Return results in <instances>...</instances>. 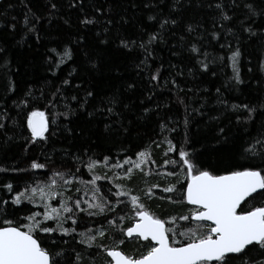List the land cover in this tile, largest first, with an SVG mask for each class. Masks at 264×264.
<instances>
[{
    "label": "trees",
    "instance_id": "obj_1",
    "mask_svg": "<svg viewBox=\"0 0 264 264\" xmlns=\"http://www.w3.org/2000/svg\"><path fill=\"white\" fill-rule=\"evenodd\" d=\"M26 2L38 16L45 15V0ZM72 2L77 7L70 8L69 0H57L60 8L57 17L51 23L42 20L38 25L39 43L31 36L27 43H18L24 32L21 21L25 9L20 0L0 1V48L5 50L0 58V123L7 126L5 132H0V169L7 170L0 171V198L8 201L7 205L0 204V217L6 216L19 225L27 223L24 217L31 212L42 214L45 209L42 205L37 206L38 202H22L13 206L11 199L26 185L36 187L47 184L54 172H60L64 176L63 180L57 177L61 187H57L56 191L63 193L69 206H74L77 199L81 200V208L87 211L75 212L78 224L72 236L61 238L59 232H54L50 235L38 233L37 238L44 247H50L52 240H57L54 251L65 250V264H73V261L75 264H107L109 258L106 252L97 248L96 244L109 248L118 245L119 250L134 256L146 251L145 241L128 238L121 231L136 219L132 196H137L139 203L150 213L168 221L166 226L176 228L177 234L196 226V222L179 218L193 208L183 200L186 184L184 168L179 160L180 147L189 152L197 167L214 174H224L241 165H261L257 153L264 151V144L257 141H264V108L261 107L264 101V69L261 68L264 40L258 36L249 38L239 29L238 20L243 17L237 11V19L229 27L235 26L241 39L238 44L235 39H229L232 46H238L242 52L244 83L224 88L226 80L232 76L230 67L209 64L216 71V76L197 71V59L205 60L202 53L207 52L208 59L225 54L220 48V43L224 42L223 34L218 37L220 43L210 35L214 29L212 17L215 13L206 6L196 7L197 0H192L191 6L181 12L172 13L179 24L163 33V43L157 41L151 46L153 55L146 66L140 65L144 56L138 44L147 39V34L155 33L159 28L157 20H149L148 16L157 13L168 15L171 0ZM202 2L206 5L207 0ZM224 2L228 3V0ZM254 2L258 8L264 7L260 0ZM81 3L83 11L79 6ZM146 3L150 5L148 8L144 7ZM97 8L101 9L99 13ZM12 17L16 20L13 21ZM85 17L96 18L99 23L85 27L80 23ZM108 20L111 24L106 23ZM12 23H15V29L10 27ZM188 24L195 28L191 34L186 31ZM262 25L264 20L257 17L254 31ZM216 30L220 31L219 28ZM181 37L184 39L181 40ZM121 38L136 41L137 46L132 50L123 48L120 46ZM101 40L106 42L101 43ZM193 45L200 49V54L190 51ZM64 46L74 49V59L65 61L53 74L49 67L48 50L55 48L59 52ZM189 69L193 71L189 72ZM70 71L73 72L71 77L68 76ZM152 74L157 75L156 81L150 80ZM64 79H69L70 84L63 85ZM173 79L178 87H173ZM57 87L62 95L56 98L54 109L48 108L46 105ZM217 88H221L227 108L218 102ZM86 91H92L93 96L86 97ZM73 96L81 103L85 100L87 103L81 108L72 99ZM113 97L118 102L110 105L113 113L109 114L106 111L109 105L105 101ZM179 98H183L184 104L178 102ZM21 101L30 105L25 112L34 107L48 115L50 129L55 130V135L48 142L25 143L26 129L21 135V128L17 126L23 115ZM185 104L190 105L187 112ZM242 104L255 106L251 119H248L247 111L232 107ZM68 110L74 114L67 118L58 115ZM186 117H189L187 127ZM53 119L55 124L51 123ZM162 124L166 126L163 129ZM106 126H110L111 130ZM173 128L175 131L171 130ZM169 140L175 151H168ZM248 148L255 151L244 159L242 153ZM141 151L148 154L145 163L139 169L130 166ZM33 160L47 167L33 170L30 168ZM125 160L129 163L125 164ZM93 162L95 167L90 170L88 165ZM117 164L121 167H115ZM129 167H132L130 176L127 174ZM96 176L100 179L91 183ZM64 180L71 183L65 184ZM7 183H11L15 191L8 192L3 188ZM169 186L174 190L165 192L164 188ZM118 190L127 195H114ZM58 198L49 201L50 205H57ZM85 201L104 203V213L88 209ZM253 206H264V190L242 202L244 209L250 210ZM88 212L97 214L89 215ZM173 219L175 223H171ZM110 220L113 224L108 223ZM45 223L56 227L55 221ZM64 227L74 226L68 220ZM98 230L103 231L105 236H97L92 247H88L87 243H77L88 235H96ZM79 233H84V236ZM120 240L124 243L119 244ZM248 255L255 256V253L250 251ZM229 264H240V260L233 259Z\"/></svg>",
    "mask_w": 264,
    "mask_h": 264
},
{
    "label": "snow or ice",
    "instance_id": "obj_2",
    "mask_svg": "<svg viewBox=\"0 0 264 264\" xmlns=\"http://www.w3.org/2000/svg\"><path fill=\"white\" fill-rule=\"evenodd\" d=\"M20 3L24 7L25 12L21 21V28L24 32L18 43H27L29 36L34 37L35 41L39 43L41 35L38 25L42 20H47L51 23V20L57 17L60 10L59 4L57 0H45V15L38 16L28 6L26 0H20ZM191 3L192 0H171V3L168 4V15L157 13L148 16L149 20H157L159 28L155 33L147 34V39H142L138 44L144 56L140 60V65L146 66L147 60L153 55L151 46L155 42H164L163 33L179 24L178 18H173L172 13L181 12L185 7L191 6ZM260 4L264 5V0H260ZM79 6L81 11H83V4L81 3ZM149 6L148 3L144 5L145 8ZM204 6L215 13L212 17L214 29L210 35L213 40L220 43L218 37L223 34L224 42L220 43V48L225 51V54L208 59L209 54L207 52L202 53L205 56V60L197 59V65L199 66L197 71H201L204 74L210 72L213 76H216V71L210 68L209 64L230 67L232 76L226 80L223 87L238 86L244 83L241 73L242 52L238 46H232V40L229 37L235 39L237 44L241 37L238 35L235 26L229 27V25L232 24L233 20L237 19V11H239L243 17L238 20L239 29L246 33L249 38L258 36L264 40V25L258 31L253 29V26L257 23V17L264 20V7L258 8L254 0H228V3H225L224 0H207L206 5L202 0H197L196 7ZM69 7L75 8L77 4L69 0ZM152 7H156V5H152ZM100 11V8L96 9V12L99 13ZM12 20L15 21L16 17H12ZM65 23H68V21L65 20ZM80 23L87 27L95 25L99 21L96 18L85 17L80 20ZM106 23L111 24V20L106 21ZM10 27L15 29V23H12ZM217 28H219V32L216 30ZM186 31L191 34L195 31V28L188 24ZM105 32H107V28ZM183 39L184 37H181V40ZM100 42L105 43L106 41L101 40ZM120 46L132 50L134 46H137V42H129L121 38ZM48 51L49 67L53 74L65 61L74 59V49L68 46H64L59 52L55 48ZM190 51L193 54H200V49L195 45L191 47ZM4 54L5 50L0 48V58ZM261 68L264 69V61L261 62ZM192 71L193 69H189V72ZM72 75L73 72L70 71L68 76L71 77ZM157 78L156 74L150 75L151 81H156ZM171 82L173 87H178L174 79ZM62 84L69 85L70 80L64 79ZM129 87H132V85H129ZM216 93L218 102L227 108V101L222 99L221 88H217ZM61 95V89L57 87L46 107L54 109L56 107V98ZM85 95L86 97H92L93 92L86 91ZM72 99L76 100L81 108H83V104L87 103V100L81 103L76 96H73ZM117 102L115 97L105 101L109 105L106 108L109 114L113 113V108L110 105ZM178 102L184 104L183 98H179ZM21 104H23V108H21L23 115H21V121L17 126L21 128V135H24V130L26 129L28 135L24 137L25 143L48 142L50 137L55 135V130L50 129V121L46 112L34 107L30 111L25 112V109L30 107V105L27 101H21ZM17 106L20 107V105ZM189 107L190 105L185 104L186 112ZM232 107L238 111H247L248 119H251L255 111V106L248 104L233 105ZM261 107L264 108V101L261 102ZM97 110L102 111L105 109ZM192 111H198V109H192ZM73 114L72 110L58 113V115L65 116V118ZM189 117L185 118L186 127ZM237 119L239 120V116ZM51 123L55 124L56 120L53 119ZM106 127L111 130L110 126ZM161 127L163 129L166 126L162 124ZM6 130L7 126L0 123V132H5ZM171 130L175 131L174 128ZM220 131L223 132V129ZM257 143L264 144V141L258 140ZM175 150V146L169 140L168 151L172 152ZM254 151L252 148L245 149L242 153L243 158L248 159L249 153ZM257 156L261 161V165H241L236 170L226 171L224 174H214L209 170L197 167L189 152L180 147L179 160L184 168V183L186 184L183 200L194 207L187 215L179 218L196 222V226L186 231H180L177 234L176 228L166 226L169 223L168 221L150 213L142 203H139L137 196H132L131 202L136 219L131 226H127L121 231L123 235L129 238L135 236L138 240L145 241L144 247L146 251L139 256H134L118 250V245H113L111 248L102 244H96L95 246L106 252L107 257L110 258L107 264H229V261L233 259L240 260V264H264V206H253L250 210L242 207V202H246V197H249L252 193H257L258 190H264V166H262L264 165V151L257 153ZM147 157L148 154L146 152H139L134 167L137 169L141 168ZM124 163L127 164L129 161L125 160ZM165 163H168V161H165ZM172 163L177 162L172 161ZM46 167V164L39 163L36 160H33L30 164V168L33 170L45 169ZM88 167L90 170L93 169L95 162L89 164ZM115 167H121V165L117 164ZM0 171L7 170L0 169ZM13 171L24 170L13 169ZM131 173L132 167H129L127 174L130 176ZM63 176L64 174L60 172H54L50 177L49 183L38 184L36 187L26 185L22 191L17 192L12 197L10 203L13 206H19L22 202L36 204L37 200H39L40 205L37 206L42 205L45 211L42 214L40 212H31L24 217L27 223L19 225L6 216L0 217V220H2V223H0V264H65V250L54 251L58 244L57 240H52L50 247H44L37 238L38 233L50 235L54 232H59L61 238L72 236L76 232L75 226L78 224L77 219L74 218L75 212L87 211L81 208V200L77 199L74 202V206H69L68 201L63 198V193L56 191L57 187H61L57 182V177L63 180ZM97 179H100V177H94L91 183L94 184ZM64 183L68 184L71 181L64 180ZM117 187L118 189L120 188V186ZM3 188L8 192L15 191L11 183L4 184ZM173 190L171 186L164 188L165 192H172ZM114 195L123 196L127 195V193L123 190H118ZM57 196L61 197L60 206L58 208L52 207L49 201L55 200ZM85 203L88 202L85 201ZM0 204L7 205L8 201L0 198ZM105 207L104 203H88V209H97L99 213H104ZM65 213L67 215H64ZM88 214L96 215L97 212H88ZM41 216L42 219H39ZM68 220H71L74 227H64ZM46 221H55L56 227L53 228L47 225ZM108 223L113 224V221L110 220ZM171 223H175V219ZM79 235L84 236V233H79ZM97 236L103 238L105 233L98 230L96 235H88L85 239L77 241V243H87L88 247H92ZM64 243L66 244L67 241H64ZM123 243V240L119 241V244ZM250 251L254 252L255 256L248 255ZM76 256L77 259L80 258L79 253ZM73 264H75V261H73Z\"/></svg>",
    "mask_w": 264,
    "mask_h": 264
},
{
    "label": "rangeland",
    "instance_id": "obj_3",
    "mask_svg": "<svg viewBox=\"0 0 264 264\" xmlns=\"http://www.w3.org/2000/svg\"><path fill=\"white\" fill-rule=\"evenodd\" d=\"M132 162H133V163H131L130 166H134L135 162H137V159L133 160ZM57 198H58V197H57ZM60 200H61V198H58V204H57V205L51 204V206H52V207H57V208H58V207L60 206ZM37 202H38V205H39L40 201L38 200ZM42 207H43V206H42ZM100 264H101V263H100Z\"/></svg>",
    "mask_w": 264,
    "mask_h": 264
},
{
    "label": "water",
    "instance_id": "obj_4",
    "mask_svg": "<svg viewBox=\"0 0 264 264\" xmlns=\"http://www.w3.org/2000/svg\"><path fill=\"white\" fill-rule=\"evenodd\" d=\"M0 1H1V0H0ZM258 191H260V190H258ZM252 194H254V193H252ZM252 194H251V195H252ZM247 198H248V197H246V199H247ZM133 223H134V222H133ZM130 226H131V225H130ZM126 237H127V236H126ZM133 237H135V236H133ZM128 238H129V237H128ZM118 250H119V249H118ZM108 258H109V257H108ZM109 259H110V258H109Z\"/></svg>",
    "mask_w": 264,
    "mask_h": 264
},
{
    "label": "bare ground",
    "instance_id": "obj_5",
    "mask_svg": "<svg viewBox=\"0 0 264 264\" xmlns=\"http://www.w3.org/2000/svg\"><path fill=\"white\" fill-rule=\"evenodd\" d=\"M106 179V178H105Z\"/></svg>",
    "mask_w": 264,
    "mask_h": 264
}]
</instances>
